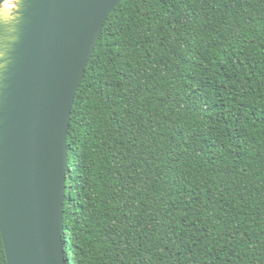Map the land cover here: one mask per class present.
I'll use <instances>...</instances> for the list:
<instances>
[{
    "label": "trees",
    "instance_id": "1",
    "mask_svg": "<svg viewBox=\"0 0 264 264\" xmlns=\"http://www.w3.org/2000/svg\"><path fill=\"white\" fill-rule=\"evenodd\" d=\"M68 148L67 264H264V0H124Z\"/></svg>",
    "mask_w": 264,
    "mask_h": 264
},
{
    "label": "water",
    "instance_id": "2",
    "mask_svg": "<svg viewBox=\"0 0 264 264\" xmlns=\"http://www.w3.org/2000/svg\"><path fill=\"white\" fill-rule=\"evenodd\" d=\"M123 1L23 0L7 68H0V232L7 264H67L73 108L102 30ZM6 43L0 26V52Z\"/></svg>",
    "mask_w": 264,
    "mask_h": 264
},
{
    "label": "clouds",
    "instance_id": "3",
    "mask_svg": "<svg viewBox=\"0 0 264 264\" xmlns=\"http://www.w3.org/2000/svg\"><path fill=\"white\" fill-rule=\"evenodd\" d=\"M22 6L23 0H15L14 11H9L8 6L5 3L0 6V26H2L7 33V41L5 49L0 52V59H3V63L0 64V68L6 69L8 65V47L11 42H14L17 38L18 26L22 20Z\"/></svg>",
    "mask_w": 264,
    "mask_h": 264
},
{
    "label": "bare ground",
    "instance_id": "4",
    "mask_svg": "<svg viewBox=\"0 0 264 264\" xmlns=\"http://www.w3.org/2000/svg\"><path fill=\"white\" fill-rule=\"evenodd\" d=\"M13 0H9L6 4L8 6V9H11L13 7V4H12Z\"/></svg>",
    "mask_w": 264,
    "mask_h": 264
}]
</instances>
